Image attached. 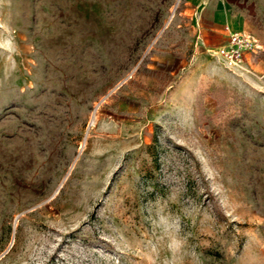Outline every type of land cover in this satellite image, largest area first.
<instances>
[{
    "label": "rangeland",
    "instance_id": "1",
    "mask_svg": "<svg viewBox=\"0 0 264 264\" xmlns=\"http://www.w3.org/2000/svg\"><path fill=\"white\" fill-rule=\"evenodd\" d=\"M233 1L237 65L186 0H0V264H264V0Z\"/></svg>",
    "mask_w": 264,
    "mask_h": 264
},
{
    "label": "crops",
    "instance_id": "2",
    "mask_svg": "<svg viewBox=\"0 0 264 264\" xmlns=\"http://www.w3.org/2000/svg\"><path fill=\"white\" fill-rule=\"evenodd\" d=\"M186 1L189 5L187 11L195 14L197 33L199 34V17L201 18L202 33L205 29L212 33V36H208L206 41L202 38V41H205L203 43L210 46H221L219 44H225L230 33L239 31L241 14L233 8L236 4L233 0L232 2L228 0Z\"/></svg>",
    "mask_w": 264,
    "mask_h": 264
},
{
    "label": "built area",
    "instance_id": "3",
    "mask_svg": "<svg viewBox=\"0 0 264 264\" xmlns=\"http://www.w3.org/2000/svg\"><path fill=\"white\" fill-rule=\"evenodd\" d=\"M256 47V39L250 34L230 33L225 44L215 48V55L229 65H237L245 52Z\"/></svg>",
    "mask_w": 264,
    "mask_h": 264
}]
</instances>
